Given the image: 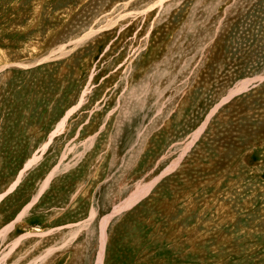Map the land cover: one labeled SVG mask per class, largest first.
I'll use <instances>...</instances> for the list:
<instances>
[{
  "label": "rangeland",
  "instance_id": "rangeland-1",
  "mask_svg": "<svg viewBox=\"0 0 264 264\" xmlns=\"http://www.w3.org/2000/svg\"><path fill=\"white\" fill-rule=\"evenodd\" d=\"M102 247L264 264V0H0V264Z\"/></svg>",
  "mask_w": 264,
  "mask_h": 264
},
{
  "label": "bare ground",
  "instance_id": "bare-ground-1",
  "mask_svg": "<svg viewBox=\"0 0 264 264\" xmlns=\"http://www.w3.org/2000/svg\"><path fill=\"white\" fill-rule=\"evenodd\" d=\"M246 88V87H245ZM69 115V114H68ZM67 115V116H68ZM67 116L60 122V124H59V126H58V130L59 129H61L62 127H63V125H64V123H65V121H66V118H67ZM35 159V158H34ZM33 161H31L30 162V164L32 163ZM138 195H140V193H138ZM142 196V195H141ZM132 198V197H131ZM132 202H134V199H132L131 200ZM122 208V207H121ZM108 220H109V218L107 219V220H105L104 221V225H106L107 223H108ZM103 238H105V235H104V231H103ZM103 242H104V240H103ZM102 246H103V244H102ZM103 251H104V248L102 247V249H101V253H100V256H99V262H98V264H102V258L104 257L103 256Z\"/></svg>",
  "mask_w": 264,
  "mask_h": 264
}]
</instances>
